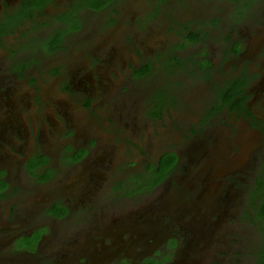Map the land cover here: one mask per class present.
<instances>
[{
	"label": "flooded vegetation",
	"instance_id": "obj_1",
	"mask_svg": "<svg viewBox=\"0 0 264 264\" xmlns=\"http://www.w3.org/2000/svg\"><path fill=\"white\" fill-rule=\"evenodd\" d=\"M83 13L104 30L82 46L86 65L74 58L67 59V67L59 66L65 42L86 24ZM253 31H264V0H0V51L8 57V74H0V128L9 124L13 140H4L0 132V142L9 150V159L0 162V208L9 211V216L0 214V234L6 235L0 237V264H188L191 255L206 260L205 249L210 250L209 264H264V35H254L258 41L244 38ZM116 39L132 56L123 59L128 75L118 93L120 102L101 98L106 79L99 76L109 73ZM210 43L219 45L216 60L208 53ZM86 73L95 83L92 97ZM221 74L226 75L218 79ZM149 75L160 81L144 82ZM185 75L207 80L211 99L207 106L198 105L194 125L175 129L202 138L203 144L210 141L217 151L218 137L209 131L228 122L237 135L227 143L237 154H217L212 165H201L185 178L175 198L165 200V185L180 157L165 149L163 134L168 121L180 125L186 112L180 101ZM51 78L87 113L86 108L94 112L106 139L122 142L125 155L138 158L128 167L143 162L148 149L155 154L152 164L143 163L125 178L101 179L93 172L107 170L108 145L71 143L67 132L53 155L42 153L40 140L52 125L46 112L58 118L56 105L62 104L45 102L42 95L34 104L32 99L11 102L10 97L16 95L18 81L28 82L36 95ZM136 98L142 101L136 117L155 125L142 149L125 142L112 126L113 115L122 112L117 104L130 112ZM16 119L26 122L24 138ZM235 119L258 135V152L249 168L235 167V157L251 141L243 140ZM64 123L70 128L66 118ZM89 159L95 167L81 171ZM15 171L36 180L40 199L9 181L6 176L15 178ZM64 171L81 174L78 188L53 185ZM222 207L227 212L224 229L216 226Z\"/></svg>",
	"mask_w": 264,
	"mask_h": 264
},
{
	"label": "rangeland",
	"instance_id": "obj_2",
	"mask_svg": "<svg viewBox=\"0 0 264 264\" xmlns=\"http://www.w3.org/2000/svg\"><path fill=\"white\" fill-rule=\"evenodd\" d=\"M81 17H83V20L84 22H86V24L79 30V33L76 34L73 39H69V41L65 42V49L57 57L59 66L62 65V67H67V59L71 60L74 58H78L83 66L86 65L87 60L85 55H83L82 53V46H87V44H89L93 38L98 36V34H100L104 30V27L102 25L94 26L90 23L91 14L83 13ZM257 34L264 35V31H260L259 33L253 31L251 32V35L245 34L244 38L250 41H258L259 38L257 36H254ZM116 35H119V33H117ZM247 35L253 37L250 39L247 38ZM114 43L116 45L113 48V57L108 68L109 73H99V76L101 78L106 79V85L102 88L103 92L101 94V98L105 101H108L107 98H113L114 101L120 102L118 93L120 91V88L123 87L124 79L126 80L128 75V70L123 66V59L125 58V56L126 59H132V56L123 51V49L121 48V42L119 40L116 39ZM207 50L210 57L215 60L219 58L220 49L218 44L210 43L207 47ZM5 54V51H0V74H3L8 68V57H6ZM6 73L8 74V71H6ZM225 75L226 74H221L217 77L218 79H222L225 77ZM84 77L86 85L88 87L87 95L92 97L95 95V92H93L92 89V85H94L95 83H92L93 78H91L89 74L86 73ZM153 79L158 82L160 81V76L149 75L144 82H152ZM181 82H185V84L180 93V101L183 105L184 110L186 108V112L180 117V125H178V123L177 125H171L170 121H168V127H165V136L163 134V137L167 139L165 141V149L175 152L177 156L180 157V164L177 167V170H175L171 174L170 182L165 185V200L168 199L166 198V196H173V198H175V193L180 188L179 185L185 181V178L193 177L201 165H212L214 159H216L218 155L227 157L232 155L235 156L237 154L235 149L234 152L229 149V144L227 143V141L231 140V138L237 135L236 130L231 129V124H229L228 122L227 125L224 123H219L218 127L214 126L209 131V136L218 137L220 147L217 151H215L216 147L212 149L210 141L208 145L203 144L202 142H200L202 138H197L194 134H189L185 131L175 129L176 126L182 128L183 126L187 127L186 125H194V119L199 116L198 105L200 104L202 105V107L207 106L209 100L211 99V91L206 83L208 82L207 80H200L196 75H185L182 77ZM14 87L16 88V95L10 97L11 102H15L18 99L27 102L28 100L32 99L34 104V98L42 95L45 102L55 103L57 99L58 102H60L63 106H59L56 102V107H58L59 109L58 113L62 115L58 116V118L52 113L46 112V120L49 121L52 125L45 131V134L47 136L42 137L40 140L42 141V153L53 155L56 151L57 145L60 144L61 139L66 135L65 132H67L71 138V143L82 142V144H84V142L88 140L90 142H95V147H99L103 144L108 145L109 152L112 154V156L109 158V160L107 158L106 163H104L107 170H104L105 172L102 171L100 174L96 173L95 171L93 172L97 175V177L101 179L113 180L117 178H125L128 177V175L131 173L140 171L138 169L143 163L152 164V160L155 158V154L152 155L150 150L148 149L147 153L143 154V162L136 163L135 167H128V164L137 161L138 158L132 155L130 157H127V155H125L124 153L122 142L116 141L113 144L112 141L106 139L105 132L97 123V119L92 115L94 112H91L89 108H86L87 111L90 112L87 113L86 110L82 109V107L79 106L78 102L75 99L71 100L62 90L60 82H56L51 78L46 86L42 88L41 91H39L36 95L32 94L34 92V88L33 90H31V85L28 82L18 81ZM6 102H8L9 104V96L6 98ZM121 104H123V101ZM141 104L142 101L136 98L134 105L129 106L130 112H126L122 106L117 104L119 111L122 108V112L113 115L112 126L122 132L123 140L125 142L132 143L133 145L139 143L140 148L142 149L145 147L143 142L145 140L148 141L149 138H152V130H155V125H146L136 117V115L139 113V108L142 107ZM65 118L70 128L65 127ZM57 119L60 120L61 125H55V121ZM17 120L18 119H16V121ZM7 122L9 121H5L2 123L6 124ZM18 124L20 134L24 138V125L26 124V122L20 119V121L18 120ZM235 125L240 131L244 132L243 140L244 138L251 140L246 147L247 150L243 151L240 156H238L239 159H236L235 157V167L240 168L243 164L249 168L253 166V159L256 156L255 152H258L257 150L259 146L256 139L258 135L254 133L252 136V130L246 128V124L239 119H235ZM161 129L162 128H158V130ZM0 132L4 140L8 139L9 143L13 141L9 133V124H6V127L2 126L0 128ZM29 140H34L32 133H30L29 135ZM5 145H8L5 141L0 142L1 163H4L5 160L9 159V150H7ZM25 147L28 148L29 146L25 144ZM114 153L117 154L113 156ZM96 160L97 163H101L99 162V160H101L99 155H96ZM93 163L94 161L92 159H89L87 162L82 164L79 169L84 172H90V168L95 167ZM6 177L9 179V181L20 185L22 187L19 189L20 191H28L30 192L31 197L40 199L37 192L35 191L36 189H39L37 187V184L35 183L36 180L26 172L15 171V178L10 179L9 175H7ZM80 178L81 174H74L64 171L60 173L52 182L55 187H60L63 189H76L79 187L76 184L80 183ZM178 200L179 197H177L176 201ZM209 212L210 208H206L203 210V215L207 217ZM0 214H3V216H9V211L6 210V208L3 206L2 208H0ZM226 214L227 212L224 207H222L221 210L218 211L219 217L217 218V227L219 226L221 228H225L227 224ZM10 216L12 217L11 213ZM205 226L208 225L205 224ZM173 227L174 229H178L177 225ZM173 235H177V233L175 232ZM5 236V234H0V237ZM202 253L207 257L206 260L200 261V257L191 255L188 264H192L191 260L194 259L200 261V264H209L207 260L211 257L210 250L205 249Z\"/></svg>",
	"mask_w": 264,
	"mask_h": 264
}]
</instances>
